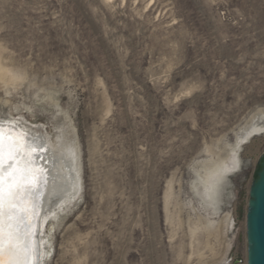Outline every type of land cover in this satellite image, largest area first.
<instances>
[{
    "label": "rangeland",
    "instance_id": "rangeland-1",
    "mask_svg": "<svg viewBox=\"0 0 264 264\" xmlns=\"http://www.w3.org/2000/svg\"><path fill=\"white\" fill-rule=\"evenodd\" d=\"M0 69V114L77 146L44 264H246L264 0H0Z\"/></svg>",
    "mask_w": 264,
    "mask_h": 264
},
{
    "label": "snow or ice",
    "instance_id": "snow-or-ice-1",
    "mask_svg": "<svg viewBox=\"0 0 264 264\" xmlns=\"http://www.w3.org/2000/svg\"><path fill=\"white\" fill-rule=\"evenodd\" d=\"M45 150L39 133L0 121V264H30L35 255L34 221L47 183L36 161ZM239 168L236 159L230 170Z\"/></svg>",
    "mask_w": 264,
    "mask_h": 264
},
{
    "label": "bare ground",
    "instance_id": "bare-ground-1",
    "mask_svg": "<svg viewBox=\"0 0 264 264\" xmlns=\"http://www.w3.org/2000/svg\"><path fill=\"white\" fill-rule=\"evenodd\" d=\"M5 76L6 72H3L0 69V79ZM6 114H0V121H8L12 124L18 123L33 133H39L42 136V142L44 144V148L46 149L45 151L39 153V156L42 158L36 161L39 168L43 169L44 174L47 177V183L43 189L39 216L34 221V231L36 233L34 237V246L36 251L30 261V264H44L49 253L47 248L49 233L47 231L43 232L42 221L43 219L46 222H51L52 219L55 220L60 207L63 204L67 205L70 202V199H75L81 190V172L79 170L77 146L74 143L72 144L65 141V139H59L57 142L58 146L52 145L47 137H45L40 131L33 128L30 124L26 123L22 117H11ZM240 136L241 138L242 136H252V138L264 136V117L261 115L253 116L250 127ZM240 139L238 144L242 141ZM230 169L231 167L229 163L224 162L206 175L203 188L207 198H213V196H215V193L218 190L219 181L227 172L231 171ZM58 195L60 197H58ZM77 197L79 198V196ZM56 198L58 199L56 200ZM63 201L65 203L62 204L61 202Z\"/></svg>",
    "mask_w": 264,
    "mask_h": 264
},
{
    "label": "water",
    "instance_id": "water-1",
    "mask_svg": "<svg viewBox=\"0 0 264 264\" xmlns=\"http://www.w3.org/2000/svg\"><path fill=\"white\" fill-rule=\"evenodd\" d=\"M256 165L259 170L249 186L245 213L246 264H264V154Z\"/></svg>",
    "mask_w": 264,
    "mask_h": 264
},
{
    "label": "trees",
    "instance_id": "trees-1",
    "mask_svg": "<svg viewBox=\"0 0 264 264\" xmlns=\"http://www.w3.org/2000/svg\"><path fill=\"white\" fill-rule=\"evenodd\" d=\"M256 175V174H255Z\"/></svg>",
    "mask_w": 264,
    "mask_h": 264
}]
</instances>
